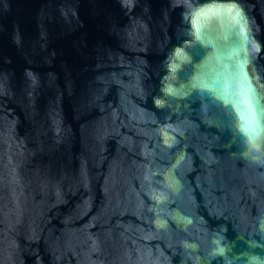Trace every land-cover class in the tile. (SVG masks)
<instances>
[{
  "label": "water",
  "instance_id": "obj_1",
  "mask_svg": "<svg viewBox=\"0 0 264 264\" xmlns=\"http://www.w3.org/2000/svg\"><path fill=\"white\" fill-rule=\"evenodd\" d=\"M0 264H264V0H0Z\"/></svg>",
  "mask_w": 264,
  "mask_h": 264
},
{
  "label": "snow or ice",
  "instance_id": "obj_2",
  "mask_svg": "<svg viewBox=\"0 0 264 264\" xmlns=\"http://www.w3.org/2000/svg\"><path fill=\"white\" fill-rule=\"evenodd\" d=\"M129 2H130V0H129Z\"/></svg>",
  "mask_w": 264,
  "mask_h": 264
}]
</instances>
